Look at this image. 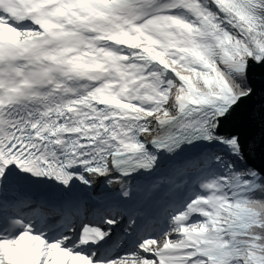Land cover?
<instances>
[{
	"label": "snow or ice",
	"instance_id": "6c2138e0",
	"mask_svg": "<svg viewBox=\"0 0 264 264\" xmlns=\"http://www.w3.org/2000/svg\"><path fill=\"white\" fill-rule=\"evenodd\" d=\"M0 264H264V0H0Z\"/></svg>",
	"mask_w": 264,
	"mask_h": 264
}]
</instances>
